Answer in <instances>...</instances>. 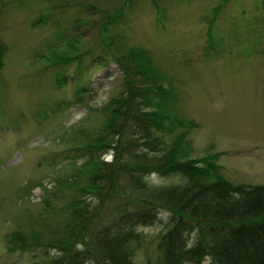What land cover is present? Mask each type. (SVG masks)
<instances>
[{
    "label": "rangeland",
    "instance_id": "1",
    "mask_svg": "<svg viewBox=\"0 0 264 264\" xmlns=\"http://www.w3.org/2000/svg\"><path fill=\"white\" fill-rule=\"evenodd\" d=\"M121 5L120 22L102 30ZM132 47L146 51L170 93L150 99L167 116L162 128H152L149 139L157 142L125 134L133 142L124 149L128 156L138 160L157 148L156 156L168 150L181 159H216L231 183L264 184V0H0V264L44 260L41 247L8 248L10 237H49L68 219L60 205L76 192L64 179L83 163L79 132L98 128L101 107L127 92L126 80L135 79L127 66ZM135 85L129 89L139 102ZM101 158L110 161L113 151ZM148 181L152 188L185 183L177 173ZM138 190L135 198L112 195L93 221L102 205L88 199L90 222L99 226L125 206L141 207L139 196L148 195ZM168 222L158 210L153 224H136V263L162 255ZM209 263L208 257L203 264ZM84 264L95 263L90 257Z\"/></svg>",
    "mask_w": 264,
    "mask_h": 264
},
{
    "label": "trees",
    "instance_id": "2",
    "mask_svg": "<svg viewBox=\"0 0 264 264\" xmlns=\"http://www.w3.org/2000/svg\"><path fill=\"white\" fill-rule=\"evenodd\" d=\"M122 6L102 22V30L108 24L120 22ZM219 8L220 3L214 13ZM138 50L134 47L128 50L127 66L135 79L126 81L129 88L135 80L138 82L133 88L140 90L139 102H135L127 88V92L112 97L101 107L103 121L98 128L79 132L85 141L77 148L83 163L75 171L73 168V178L64 179L76 192L60 205L68 219L49 231V237L41 231L25 237L15 232L8 248L24 251L30 246L41 247L44 253L41 264H84L90 257L95 264H139L132 258L135 246L130 241L138 238L134 227L140 223L153 224L161 210L169 216L166 233L158 246L162 255L149 264H203L208 257L209 264H264V184L231 183L220 173L221 166L211 159H181L177 153L165 149L161 156H156L159 153L156 148L152 156L146 152L138 160H132L133 156L124 150H128L127 144H133L126 142L125 134L132 138L134 132H141L143 144L156 143L155 138L149 139L150 134L164 123V116L150 103L152 94L161 91V79L155 77L157 69L146 51ZM78 57H70V61ZM106 150L113 151L110 161L101 158ZM171 173L182 176L185 183L161 188L149 185V176L164 177ZM135 190H143L150 199L139 196L143 199L141 207L125 206L117 215H107L99 226L90 222L93 213L88 203L92 197L102 205L93 221L112 195L121 191L135 198ZM106 227L107 235L103 233ZM192 232L196 233L193 242L188 238ZM104 236L110 238L104 241ZM83 238L87 243L82 246L79 241ZM50 249H55V253L50 254Z\"/></svg>",
    "mask_w": 264,
    "mask_h": 264
}]
</instances>
